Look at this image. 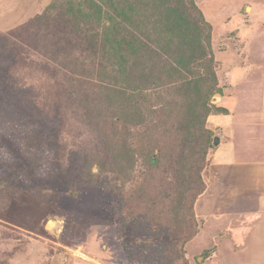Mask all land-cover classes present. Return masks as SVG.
<instances>
[{"label":"rangeland","instance_id":"1","mask_svg":"<svg viewBox=\"0 0 264 264\" xmlns=\"http://www.w3.org/2000/svg\"><path fill=\"white\" fill-rule=\"evenodd\" d=\"M80 1L0 0V264H264V217L233 208L232 185L213 187L216 215L197 199L218 108L240 112L263 84L264 0H194L210 109L189 77L125 84L101 46L109 21Z\"/></svg>","mask_w":264,"mask_h":264},{"label":"trees","instance_id":"2","mask_svg":"<svg viewBox=\"0 0 264 264\" xmlns=\"http://www.w3.org/2000/svg\"><path fill=\"white\" fill-rule=\"evenodd\" d=\"M80 3L91 7L93 4L97 14L109 21L101 46L105 54L116 52L115 56L121 61V76L125 84L141 82L153 88L161 82L173 90L179 82L189 77L192 78L191 85L196 87V100L205 109L212 107L211 96L218 91L214 87L216 76L209 69L214 60L211 32L194 0H157L153 4L151 0H148L149 4L144 0H84ZM142 22H148L143 25L144 31L139 30ZM126 26L130 30L132 27L137 34L132 30L130 32ZM137 89L140 92L144 90ZM127 90L135 91L128 87ZM148 90L152 89H146L145 92ZM123 93L126 92L120 95L123 96ZM218 110L228 115L226 110ZM211 148H215V145L210 135L208 149ZM210 159L206 158L203 172ZM158 161V157L149 160L151 164ZM202 181L203 189L197 199L206 191L203 174Z\"/></svg>","mask_w":264,"mask_h":264},{"label":"crops","instance_id":"3","mask_svg":"<svg viewBox=\"0 0 264 264\" xmlns=\"http://www.w3.org/2000/svg\"><path fill=\"white\" fill-rule=\"evenodd\" d=\"M247 73L248 71L242 72L245 75ZM259 81H262V87L248 92L240 112L214 118L223 124L216 135L219 136L220 143L215 146L211 155L204 175L206 191L200 196L201 199L208 193L212 197L213 205H210L213 207V215L219 211L215 199L218 200L220 194L227 193L225 189L217 191L213 190V187L228 183L233 186L230 199L233 208L256 220L264 217V91L261 89L264 88V77ZM260 89L262 97L253 99L256 94L254 90ZM221 97V100L224 99V95ZM233 118H239V132L238 124L236 127V124L230 121ZM224 122L230 126L224 127ZM223 199L226 202L224 195Z\"/></svg>","mask_w":264,"mask_h":264},{"label":"water","instance_id":"4","mask_svg":"<svg viewBox=\"0 0 264 264\" xmlns=\"http://www.w3.org/2000/svg\"><path fill=\"white\" fill-rule=\"evenodd\" d=\"M221 98H222L221 95H219V94L216 95L215 102L221 100ZM219 143H220V138H219V136H216L214 139V145L218 146Z\"/></svg>","mask_w":264,"mask_h":264},{"label":"bare ground","instance_id":"5","mask_svg":"<svg viewBox=\"0 0 264 264\" xmlns=\"http://www.w3.org/2000/svg\"><path fill=\"white\" fill-rule=\"evenodd\" d=\"M52 227V226H51Z\"/></svg>","mask_w":264,"mask_h":264}]
</instances>
